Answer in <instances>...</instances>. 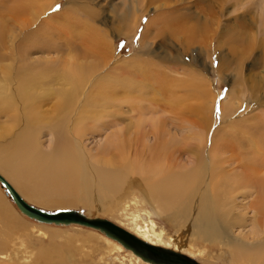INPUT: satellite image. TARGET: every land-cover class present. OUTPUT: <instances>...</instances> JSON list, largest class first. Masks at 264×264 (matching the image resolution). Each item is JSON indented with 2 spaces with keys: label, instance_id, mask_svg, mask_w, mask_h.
<instances>
[{
  "label": "bare ground",
  "instance_id": "bare-ground-1",
  "mask_svg": "<svg viewBox=\"0 0 264 264\" xmlns=\"http://www.w3.org/2000/svg\"><path fill=\"white\" fill-rule=\"evenodd\" d=\"M8 1L10 6H6ZM77 1L68 0L72 5ZM57 3L0 0V59L7 63L0 97L2 106L16 107L5 116L17 128L13 135H0V174L21 198L47 207L71 206L76 201L98 207L104 200L128 198L125 205L133 211L125 219L127 232L151 246L180 254L187 251L185 255L193 257L180 240L166 236L149 220L151 214L163 215L184 234L195 228L208 238L224 240L239 253L258 251L264 264L261 118L255 117L254 125H246L245 118H234L228 126L208 132L206 122H189L173 108L165 76L157 79L140 72L142 80L137 84L127 82L122 88L119 84L128 79L122 78L113 87L103 67L83 60L89 53L103 52V44L87 40L85 55L74 60L63 58L70 53L66 43L58 45L46 39L50 28L46 21L82 24L74 16L76 9L66 15L54 13ZM130 5L123 15L127 20L139 12L135 1ZM81 7L89 19L95 18L89 7ZM261 11L264 25V5ZM172 16L159 20L162 31H188L180 17ZM138 21L134 19L135 30ZM193 35L190 33V40ZM198 73L193 68L188 71L189 81L176 83L190 98L200 99L210 89ZM147 91L170 95L169 107L134 108L133 100ZM230 97L227 94L223 104ZM199 114L203 121L204 114ZM261 116L264 119V112ZM96 138L99 140L89 147ZM9 205L0 192V264H149L94 232L100 247L85 246L89 241H70L67 245L78 255L66 253L69 248L63 245L62 257L50 235L36 225L24 229ZM141 212L147 220L141 221ZM33 240L38 250L32 249ZM44 241H50L46 249Z\"/></svg>",
  "mask_w": 264,
  "mask_h": 264
},
{
  "label": "rangeland",
  "instance_id": "rangeland-1",
  "mask_svg": "<svg viewBox=\"0 0 264 264\" xmlns=\"http://www.w3.org/2000/svg\"><path fill=\"white\" fill-rule=\"evenodd\" d=\"M57 1L54 13L66 15L76 9L78 12L74 16L82 24L85 23L83 26L82 24H77V26L72 24L74 22H70L71 24L68 23L65 26L60 25L61 20L46 21L45 24L50 27L47 28L46 39L58 45L66 43L65 49L70 51V53H65L63 58L66 56L79 60L78 57L85 55V48L91 41H95L103 44V52L100 50L99 54L94 55L89 53V56H84L83 60L92 61L99 68L103 67L102 72L108 75V80L112 81V84H115L112 85L113 87L118 86L117 81L122 78H128L119 84L123 88L127 82L129 84L140 82L141 74L143 76L150 74L157 79L158 76H165L163 81L169 84V88L171 87L173 108L182 112L180 116L189 122L195 121L198 125L206 122L209 125L208 132L213 131V127L228 126L234 118L235 120L245 118L247 119L246 125H254L255 119L259 117L264 123L261 116L264 112V25L260 21L264 0H158L154 3H149L148 0H78L76 5H72L68 0ZM133 1L138 6L139 12L135 15L136 17L131 16L127 20L123 16L124 11L131 6ZM11 4L8 1L6 6ZM84 4L95 14L94 19H89L84 14L82 7L80 8ZM172 15L181 18L182 24L187 27L186 33L183 30L182 32L180 30L178 34H172L167 30L162 31L159 20L170 19L169 16ZM135 18L139 19L136 30L134 29ZM150 21L154 22L150 23ZM86 22H88L87 25ZM190 33L194 34L192 40L189 39ZM87 40L90 41L89 44ZM93 51L97 52L96 49ZM1 60L0 82L4 80L3 67L7 64ZM193 68L199 72L198 76L202 74L199 78L202 82H208L206 84L210 87L200 99L188 97L182 90L181 84L176 86V83L189 81L188 71ZM104 82L107 84V78ZM227 94L233 97L232 99L230 97L227 102L234 104L230 109L229 106L224 107L227 103L223 104ZM169 96L156 91H147L139 100H133L136 104L134 108H159V110L168 108ZM3 101L0 97V135H13L17 128L12 121L6 119L5 115L12 113L16 107H4L2 106ZM187 110L188 113L185 114ZM199 111L204 114L203 121L200 120ZM97 140L99 139L91 141L89 147H92ZM0 175L17 192L8 178ZM0 192L3 199L10 204L12 216L23 224V228L28 230L30 225L38 226L50 235L61 256L64 253V248H62L64 246L69 248L66 253L78 255L67 245L70 241H89L84 245L100 247L101 243L92 232L106 237L98 230L74 224L68 226L41 225L21 214L1 185ZM137 197L143 200L140 195ZM23 199L29 205L46 212L73 210L89 218L106 219L126 231L128 222L125 219L133 211L131 206L125 205L128 203V198L114 199L109 202L104 200L103 204L101 203L98 207L88 206L85 202L78 201L71 206L47 207L31 202L27 198ZM101 206L102 208L99 209ZM142 209L148 212L151 210L147 206H143ZM140 218L141 221H145L148 217L145 218L141 212ZM2 219L3 216H0V220ZM149 220L166 236L180 240L193 257L185 255L187 251H183L184 254L181 255L198 264L262 263L258 251H251V254H248L250 252L239 253L224 240L208 238L195 228L189 229V233L184 234L170 224L163 215L151 214ZM44 242L46 249L50 241ZM32 247L34 250L39 249L35 240L32 241ZM60 255L56 258H60ZM99 257V252L94 254L95 261ZM76 264L79 263L76 262Z\"/></svg>",
  "mask_w": 264,
  "mask_h": 264
},
{
  "label": "water",
  "instance_id": "water-1",
  "mask_svg": "<svg viewBox=\"0 0 264 264\" xmlns=\"http://www.w3.org/2000/svg\"><path fill=\"white\" fill-rule=\"evenodd\" d=\"M0 185L5 189L6 194L10 197L18 211L37 223L56 226L74 224L98 230L107 238L120 244L125 250L130 251L149 264H198L179 253L151 246L106 219L89 218L73 210L50 213L33 207L25 202L1 175Z\"/></svg>",
  "mask_w": 264,
  "mask_h": 264
}]
</instances>
